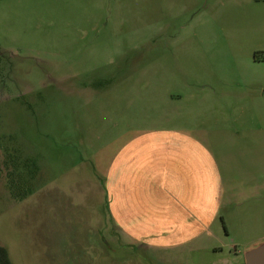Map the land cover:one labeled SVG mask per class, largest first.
<instances>
[{"label":"rangeland","instance_id":"rangeland-1","mask_svg":"<svg viewBox=\"0 0 264 264\" xmlns=\"http://www.w3.org/2000/svg\"><path fill=\"white\" fill-rule=\"evenodd\" d=\"M0 52V245L14 264H152L89 206L106 201L109 144L161 118L211 140L224 243L264 240V0H0Z\"/></svg>","mask_w":264,"mask_h":264},{"label":"crops","instance_id":"crops-1","mask_svg":"<svg viewBox=\"0 0 264 264\" xmlns=\"http://www.w3.org/2000/svg\"><path fill=\"white\" fill-rule=\"evenodd\" d=\"M166 119L152 127L126 130L118 143L109 144L106 165L99 166L106 201L89 208L95 215L106 216L113 238L123 234L119 244L124 249L136 246L147 254L154 250V259L145 257L152 264H206V254H224L226 246L235 252V261L245 264L238 246L245 253L264 240L254 237L243 244L234 239L224 243L222 235L227 238L231 232H219L217 221L226 189L211 140L194 126ZM113 244L103 239L98 247L112 249ZM105 252L103 256L108 255ZM193 252L198 257L191 256ZM136 259L124 264H141Z\"/></svg>","mask_w":264,"mask_h":264},{"label":"water","instance_id":"water-1","mask_svg":"<svg viewBox=\"0 0 264 264\" xmlns=\"http://www.w3.org/2000/svg\"><path fill=\"white\" fill-rule=\"evenodd\" d=\"M244 257L245 264H264V242L247 249Z\"/></svg>","mask_w":264,"mask_h":264},{"label":"trees","instance_id":"trees-1","mask_svg":"<svg viewBox=\"0 0 264 264\" xmlns=\"http://www.w3.org/2000/svg\"><path fill=\"white\" fill-rule=\"evenodd\" d=\"M1 58L2 53L0 52V61ZM0 264H14L10 258L8 249L3 245H0Z\"/></svg>","mask_w":264,"mask_h":264}]
</instances>
